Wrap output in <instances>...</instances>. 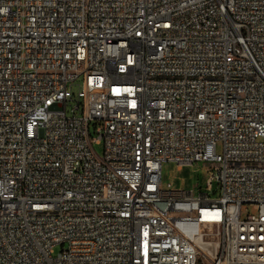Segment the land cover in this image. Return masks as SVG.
I'll return each instance as SVG.
<instances>
[{
  "label": "built area",
  "instance_id": "2783aa9c",
  "mask_svg": "<svg viewBox=\"0 0 264 264\" xmlns=\"http://www.w3.org/2000/svg\"><path fill=\"white\" fill-rule=\"evenodd\" d=\"M0 264H264V0H0Z\"/></svg>",
  "mask_w": 264,
  "mask_h": 264
},
{
  "label": "rangeland",
  "instance_id": "374dc122",
  "mask_svg": "<svg viewBox=\"0 0 264 264\" xmlns=\"http://www.w3.org/2000/svg\"><path fill=\"white\" fill-rule=\"evenodd\" d=\"M78 88L74 87L72 93L77 94ZM91 134L95 136V129L91 127ZM93 147L98 155L103 154L104 145L103 143H93ZM217 151H222V146H217ZM212 168L203 162L195 163L193 166L178 168L175 163L164 162L162 164V182L164 185L171 183L174 188L183 190H194L196 192L200 190L208 191V179L210 177V171ZM213 190L216 192L215 195L219 194L217 184L214 183ZM248 212H253L251 206L244 205L242 207V214L246 215ZM62 246L57 245L55 247V253L61 251Z\"/></svg>",
  "mask_w": 264,
  "mask_h": 264
}]
</instances>
